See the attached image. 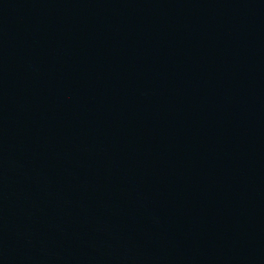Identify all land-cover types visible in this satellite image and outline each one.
<instances>
[{
	"label": "water",
	"instance_id": "1",
	"mask_svg": "<svg viewBox=\"0 0 264 264\" xmlns=\"http://www.w3.org/2000/svg\"><path fill=\"white\" fill-rule=\"evenodd\" d=\"M0 264H264V0H0Z\"/></svg>",
	"mask_w": 264,
	"mask_h": 264
}]
</instances>
